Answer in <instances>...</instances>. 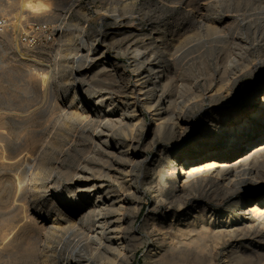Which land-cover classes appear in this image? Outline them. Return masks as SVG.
I'll return each instance as SVG.
<instances>
[{
    "label": "bare ground",
    "instance_id": "6f19581e",
    "mask_svg": "<svg viewBox=\"0 0 264 264\" xmlns=\"http://www.w3.org/2000/svg\"><path fill=\"white\" fill-rule=\"evenodd\" d=\"M231 2L241 1H214ZM251 2L260 7L258 14L241 20L217 14L206 19L205 33L175 29L166 33L148 22L144 32L130 26L129 17L111 15L112 31L100 26L91 43L89 34L81 33L78 52L71 58L76 77L68 78L67 84L76 85L69 103L50 98L55 100L52 111L61 104L56 113L45 111L42 101L38 107L46 113H37L36 106V113H19L28 108L23 107L18 113L0 114V173L12 179L4 199L9 212L0 222V259L31 252L34 264H135L138 243L146 241L153 246L144 255L149 264H264V130L254 128L256 121L264 123V80L258 86L243 81L258 71L264 77V0H246L248 5ZM40 4L23 0L20 5L26 15L20 12L13 26L22 31L24 22L41 12ZM199 8L195 15L204 21ZM35 19L42 21L39 16ZM235 26L244 31L232 34ZM225 38L230 54L214 69L208 55ZM121 42L125 46H117ZM189 51L195 53L194 62H205L200 67L205 78L197 80L203 75L197 74L199 69L186 85L180 63ZM110 52L127 57L128 65L120 71L109 60ZM106 74L118 82L116 93L107 88L98 91L88 82L86 89L79 85V78ZM259 89V109L249 101L247 112L252 113L234 115L228 124L241 91L252 96ZM49 91L50 96L57 95ZM186 92L191 98H184ZM40 93L39 97L45 95ZM39 97L37 102L43 99ZM219 103L227 105L223 108ZM195 109L207 113H193ZM197 122L202 135L190 151H181L194 136ZM140 128L144 139L158 145V155L140 159L136 136ZM114 135H121V141L114 142ZM77 143L87 149V156L84 165L68 175L65 164ZM165 153L166 164L160 160ZM116 160L121 166L114 169ZM138 165L147 169L141 183L134 174ZM104 166L125 176L115 180L113 172L105 175ZM64 192L76 198L73 208L78 214L58 203ZM147 194L152 200L150 211L143 226L135 227L140 200ZM225 203L228 210L223 209Z\"/></svg>",
    "mask_w": 264,
    "mask_h": 264
},
{
    "label": "rangeland",
    "instance_id": "374dc122",
    "mask_svg": "<svg viewBox=\"0 0 264 264\" xmlns=\"http://www.w3.org/2000/svg\"><path fill=\"white\" fill-rule=\"evenodd\" d=\"M22 1L23 0H0V20H3L5 22V27L0 28V114L18 113L23 107L25 108L28 107V108L26 110H23L24 109L23 108L22 109L23 112L21 110L19 113H24L25 111H26L25 113H28V112L31 113L34 110V108H36V106L37 108H39V110L42 109L41 108L42 106L46 108V110L44 108L42 111L41 110L38 111L36 109L37 113H46L45 111H48L49 113L54 111V113H56L55 112L56 108H59V106H61L60 102H58L60 105L58 104L59 106H57L56 108L54 107L55 109L53 108L54 110L52 111V107L55 104L53 101H55L57 97L61 98V103H69V101L72 99V96L74 95L73 87L76 85V84H71V85L67 84L69 80H72L73 78L76 77L73 75V72H72L73 63L71 64V62L73 59L71 58H74V56L78 52L77 51L78 46L76 45L79 43L81 39V36H82L81 33L85 30L87 35L89 34L88 35V37L90 38L89 42L91 43V41L95 37L96 30L100 26H102L104 30L112 31V29L114 28V22L110 18L112 16L115 17L117 15H125L130 18V26L136 27L137 29H141L142 31L144 30V32L147 29V26H145V24L148 22L153 28L158 29L161 32L164 31L166 33L169 31V29L170 30L175 29L180 32L185 30L188 33L189 32L191 33L194 31H199L201 33L204 31L203 33H205L206 29H204V27H206L207 24H209L207 23L206 19L209 20L211 17H215V15L217 16V14L218 15L219 14L220 15L229 14L232 16H236L238 17L239 20H241L243 17L247 18L250 13L258 14L259 13L258 10L260 9V7H258L257 5L256 6L253 5L252 2L249 5L246 4V0H239L241 1L240 3L231 2L228 5L216 4L214 3L215 0H29V1H32V3L36 6L38 2H40L41 4L39 6L42 10L41 12L39 11L40 13L34 15L33 18L30 16L32 19L29 18V20H26L24 22V25L21 31V30L16 29V27L13 25L16 22V18L18 17V14L20 12H21L20 14H22L23 12L22 11L23 8L20 5ZM197 6H199L200 8ZM195 7L197 9L198 8L201 9L202 11L201 14L203 16L205 15L204 21L197 20L198 17L195 15L196 13ZM22 15L25 16L26 13H23ZM106 15H109V18L103 21L102 20L103 16L105 17ZM37 16H39L42 21L40 22L36 21L35 18ZM140 18H143L146 22L140 21ZM102 21L103 23L101 24ZM227 21L228 22L226 23L228 24L232 23V20H227ZM34 22L48 24L52 30L51 36L48 39V41H45V42L40 41L35 47L30 48V47L22 46L19 43V35L25 31V27L28 24H31ZM9 24L11 25L9 26ZM214 24H217V23H214ZM83 26H85V29L83 28ZM216 26H218V24ZM243 31L244 29L242 28L239 29V27L235 26L233 27L232 34H237L240 32L242 33ZM251 35L252 34L249 35V38H250V41L253 42V38ZM77 36L79 39L77 38ZM69 40H72L73 42L71 41L69 42ZM224 40L219 39L218 41L220 43L215 46L216 50L210 53V55H208V62L212 67L214 66L213 67L214 69L216 67L215 66L216 64H219L220 66L224 64V61L230 54L229 52L230 43H228L229 38H225ZM124 43L121 42L117 44V46L123 47L125 46ZM219 47H221L223 50H221V48ZM194 56H195V53H193V51H189L186 53L182 62L180 63L182 69H184V70H181L180 75L182 76V79H183L182 81H184L186 85H188V83L193 82L192 79H193L194 73L198 71L199 69H201L202 64L205 63L203 60H200L197 63L194 62L193 61ZM108 58L109 60H111L113 64L116 63L115 65L118 67L120 71L123 70L124 67L128 65V58L125 56H121V55L118 56V55H115L113 52H110ZM203 70H205L204 67H203ZM56 71H60V72L57 75V78H54L53 77L54 72ZM198 73L203 74L201 76H197L198 77L197 80L202 82L203 79L205 78L204 71H202L201 69L200 72H197V74ZM111 76L112 75L106 74L105 76L102 75V77L104 78H101V75H100L99 77L101 79L99 77H96V78L92 77V79L90 78L88 80H85L82 78L78 79V77L77 79H78L80 87L83 86V89L84 88L86 89L87 85L88 86L93 85L94 88L96 89L98 88V91H105V88H107L106 91L109 90L108 92L116 93L117 89L115 88H117L116 86H118V82L114 80L115 79L114 76L112 77ZM68 78L70 79L68 80ZM262 80H264V77L261 76L259 71L255 72L252 76L246 75L243 77V81L245 83L249 85H254V86H258L260 84V81ZM35 81L40 83L38 84L40 87L37 85V82L35 83ZM53 81L54 83L56 81V83L54 84ZM93 81L96 83H94ZM113 81L116 82L117 84L113 83ZM84 83L87 85H85ZM56 84H59L60 86ZM35 85H37L39 89L42 88V90L40 89L42 93L45 90V93H43L45 95L43 97L40 96L44 100L40 99L39 97L40 90L37 87H35ZM51 86L54 87L56 90H54V88L50 89ZM102 87L104 90L101 89ZM35 88L39 90V93L37 92L38 90L36 91ZM46 89L48 90L47 92H46ZM261 89L263 90V87H261ZM261 89H259L260 91L258 93L252 96H250L249 93L243 94V92L241 91L238 98L232 104L233 107L231 108L232 110L229 113L230 117L227 122L228 124L232 123L234 115H237L239 113H246V114L248 113V116H249V114L252 113L250 110L247 112V108H248L247 106H248L249 101H252V105L256 104V106L259 109L260 107L259 105L260 96L259 95L261 94ZM49 90H53L52 92H54V94H57V95L51 94L50 96ZM43 94L40 93V95H43ZM46 94H48L47 96H50L48 97L49 99L47 98L48 102H46L45 100ZM35 97L36 99L39 97L40 101L37 102ZM50 98L55 99V100H52ZM184 98L185 99L191 98L190 92H186ZM22 100L23 101L25 100V101L23 102ZM63 101H66V102H63ZM26 102L28 103L30 107L27 104H25ZM39 102L40 104L42 103L41 104L42 106L39 105L40 107H38ZM51 102H53V104ZM44 103L45 105H43ZM33 104H37V105H33ZM24 105H27V106H24ZM218 105L224 108V106L227 104L219 103ZM257 107H256V110H257ZM48 109L51 111H49ZM33 112L36 113L35 110ZM193 113H207V112L206 111L199 112L198 109H195ZM145 117H146L145 118L146 124H150L151 123L150 116L146 114ZM198 119H200V117ZM200 128H201V125L197 122L196 129L194 131V136L191 139H189L184 146L180 148L181 151L182 150L190 151L189 147L191 145L192 146L195 145V142H197V141L194 142L195 138L197 136H201L203 133L200 130ZM254 128L256 129V131L261 132L262 130H264V123L261 121H256ZM143 132H144L143 129L140 128V133L138 132L136 133V136L138 138L140 137V140H138L139 142L138 152H139L140 159L144 157L150 158L156 154L158 155V153H160L159 151L160 148L158 147V145H152V143L150 142L148 138L144 139V136H142L141 134ZM120 138H121V135H114V142H118L119 140L121 141ZM225 143L226 142H223L222 145ZM168 146H171V144ZM156 149L158 153L155 152ZM171 155L172 154L170 153L169 156ZM86 156H87V149L81 143L75 144L72 152L68 156L69 159L67 158V163L65 164V168H66L65 171L66 170L69 171L68 175L72 174L71 172L75 169H78L77 167H80V165L82 164L84 165ZM166 157H167V154L161 156L160 160L162 162H165L167 161ZM114 163L115 165H117L113 167L114 169L120 168L118 167V165H120L119 161L116 160ZM104 167H105V172H106L105 175L107 174L110 175L109 173L113 172L111 175L115 174L113 175L114 177L111 175L110 176L112 178H115V180H120L121 178L125 176V172H121V170H118V172H114L113 171L114 169H111L108 166H104ZM0 169H1L0 171H2L1 167ZM145 171H147V169H144V167H142L141 165H138L136 169L134 170V174L136 175V179L137 181H139V183L142 182L141 179ZM2 174L3 172L0 173V217L4 215L3 211L6 212L5 213L6 215L0 218V222L4 221L3 220L4 217L7 218L6 216H7V213L9 212L8 210H6L7 206H5L6 201L4 199L7 197L6 188H8L9 186L8 184L12 182L11 181L12 179L10 178V176H7L5 174L7 176L6 177L4 174L3 175ZM54 193L56 194L57 192H54ZM62 194H63L62 198L61 197L57 198L58 203L65 208L67 207L66 209H68V211H72L78 214L79 211H76L73 208V204L77 202V200H75L76 198L70 192L69 193L64 192ZM79 198L82 200V196ZM82 201L84 202L85 206L89 205L87 201L85 200H82ZM140 203L142 204V209H141L139 216L136 219L135 227L143 226V220L145 216L147 215V213L150 211V207L152 205L151 196L149 194H147L146 196H143L140 200ZM68 204L70 206H68ZM224 205L225 206L223 209L226 208V210H228L229 204L225 203ZM2 206L5 208L3 209ZM24 208H25V205H24ZM26 209L27 208H25V210ZM15 213L17 214V216L21 214V212H15ZM27 213L30 214V216H33V211H31V209H28ZM44 215L47 216V214H44ZM152 247L153 246L151 245L150 242L142 241L138 243L137 249L135 251L134 263L135 264H149L148 261L144 259V255L147 251L151 250ZM28 253L31 255L26 254L25 255L26 258L24 257V255L18 256L14 253L15 255L14 256L13 254H10V256L8 257L5 256L1 258L0 264H34V255L31 252H28ZM218 259L221 261V257H219Z\"/></svg>",
    "mask_w": 264,
    "mask_h": 264
},
{
    "label": "built area",
    "instance_id": "2783aa9c",
    "mask_svg": "<svg viewBox=\"0 0 264 264\" xmlns=\"http://www.w3.org/2000/svg\"><path fill=\"white\" fill-rule=\"evenodd\" d=\"M5 27V22L0 20V28ZM52 30L48 24L34 22L25 27V31L19 35V43L26 47H35L40 41H48Z\"/></svg>",
    "mask_w": 264,
    "mask_h": 264
}]
</instances>
